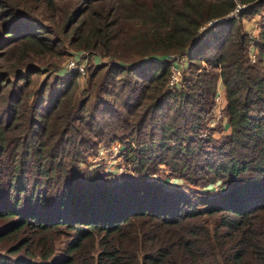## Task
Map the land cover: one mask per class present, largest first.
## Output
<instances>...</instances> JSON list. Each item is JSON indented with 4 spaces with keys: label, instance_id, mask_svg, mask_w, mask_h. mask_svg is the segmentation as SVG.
<instances>
[{
    "label": "trees",
    "instance_id": "16d2710c",
    "mask_svg": "<svg viewBox=\"0 0 264 264\" xmlns=\"http://www.w3.org/2000/svg\"><path fill=\"white\" fill-rule=\"evenodd\" d=\"M262 6L0 0V264H264V29L258 66L241 20ZM69 49L102 61L87 86L76 71L34 85ZM186 53L169 88L168 57ZM218 77L221 141L200 135ZM124 139L134 177L79 168ZM159 165L174 189L148 178Z\"/></svg>",
    "mask_w": 264,
    "mask_h": 264
},
{
    "label": "rangeland",
    "instance_id": "374dc122",
    "mask_svg": "<svg viewBox=\"0 0 264 264\" xmlns=\"http://www.w3.org/2000/svg\"><path fill=\"white\" fill-rule=\"evenodd\" d=\"M242 6H238L241 8ZM237 8V9H238ZM234 14V13H233ZM231 14V16H234ZM242 24L245 30L248 32V40H247V49H246V57L249 63L255 65H262L264 61L259 63V51H260V43L258 42L259 35L261 31L264 29V7H260L257 9L255 13H251L248 15H244L242 17ZM259 41H261L259 39ZM188 54H172L169 58V71L171 65H173L174 61H176L180 66V83L177 88L183 84V78L186 75H190L188 69ZM183 56V57H182ZM253 56V57H252ZM71 57L82 59L85 63V68H88V71L92 70V68L100 64L101 59L98 57L97 54L88 53L86 51H73L71 49L68 50V53L63 56L62 58H49L47 61H53L57 63L56 67L49 65L47 71L41 73L40 75H35L34 85H37L40 80L46 77H49V80L54 78L55 76L63 75L66 72V62ZM188 69V70H187ZM88 73V74H89ZM89 76L87 75L86 69L85 74L83 76L79 75L77 78L79 88H85L87 86ZM173 88V87H172ZM224 86L222 85L220 77L216 80L215 90H214V105L211 109V112L208 113L206 116L205 127L201 132V136L206 135L208 132L210 136L217 140L221 141L222 138L228 133V121L225 116V106L226 100L224 96ZM204 133V134H203ZM126 140H115L110 143H99L97 148L90 152L86 159L81 163H78L80 169H96L97 172L109 175L106 179L107 181H117L120 179L127 178L129 176L134 177L135 172L133 171V164L129 159L125 156V149L128 145L125 143ZM88 171V170H86ZM169 173V168L159 165L157 166L156 174L155 175H148V178H152L154 180L163 181L166 186L169 188H173L179 183L178 179L173 180V178H167L166 174ZM220 182L221 180H214L211 182L210 185L205 188L207 191H220ZM167 188V187H166ZM225 188V187H224Z\"/></svg>",
    "mask_w": 264,
    "mask_h": 264
},
{
    "label": "built area",
    "instance_id": "2783aa9c",
    "mask_svg": "<svg viewBox=\"0 0 264 264\" xmlns=\"http://www.w3.org/2000/svg\"><path fill=\"white\" fill-rule=\"evenodd\" d=\"M81 60L82 59H80V57L79 58L71 57L70 59H68L65 66L66 71L68 72L76 71L80 73L81 76H83L85 74V63L84 60L83 61ZM180 73H181L180 66L176 61H174L173 65H171L170 67V75L168 79L169 88L178 86L181 80Z\"/></svg>",
    "mask_w": 264,
    "mask_h": 264
}]
</instances>
